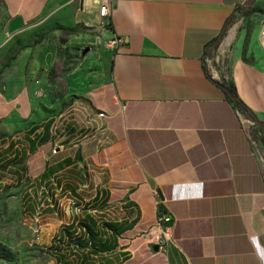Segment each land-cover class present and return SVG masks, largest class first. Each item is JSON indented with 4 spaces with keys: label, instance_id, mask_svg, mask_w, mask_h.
I'll return each mask as SVG.
<instances>
[{
    "label": "crops",
    "instance_id": "0c3cea01",
    "mask_svg": "<svg viewBox=\"0 0 264 264\" xmlns=\"http://www.w3.org/2000/svg\"><path fill=\"white\" fill-rule=\"evenodd\" d=\"M105 2L0 0V18L21 16L40 34L0 67V133H12L13 122L31 126L36 93L54 72L68 80L56 106L70 105L28 132L39 124L50 138L54 176L69 186L86 177L72 191L83 202L79 193L90 188V214L119 226L121 264H264L261 31L228 33L205 59L247 0H109L103 17ZM114 37L125 43L110 58L102 45ZM95 49L96 61L88 56ZM225 56L255 116L208 77L206 64L221 80ZM0 141L1 152L11 139ZM161 214L173 225L158 227Z\"/></svg>",
    "mask_w": 264,
    "mask_h": 264
},
{
    "label": "rangeland",
    "instance_id": "374dc122",
    "mask_svg": "<svg viewBox=\"0 0 264 264\" xmlns=\"http://www.w3.org/2000/svg\"><path fill=\"white\" fill-rule=\"evenodd\" d=\"M3 11L4 9L1 10L2 14ZM10 24L11 17L0 18V67L5 66L24 47L34 45L36 39H40L38 29L32 31L22 27L14 33H9ZM263 26L264 0H257L251 15L243 16L241 12L235 15L225 36L228 33L244 30L249 37L252 31L259 33ZM109 41L107 40L102 47L104 51H109L111 58L114 50L108 47ZM88 56L96 61L97 49L90 52ZM226 57L229 56L220 59ZM67 85L68 80L59 81L54 72H51L42 84L43 90L36 93L31 126L22 122H13L11 123L15 124L13 132L0 133V139L10 138L19 145L17 149L19 152L29 151L26 134L35 125L34 123L49 119L56 120L62 113V109L70 105L71 98L69 101L66 100L62 107L56 106V103L60 101L59 94L67 90ZM45 106L47 110L43 111L42 108ZM66 122L73 124L72 116ZM2 124L6 123L2 122ZM37 126L39 128V124ZM35 132L38 135L32 133L31 140L36 146L34 149L31 147L32 150L29 151L27 159L22 162L16 161L17 159L13 157L12 169L1 168L0 170V264H58L47 251L53 237L60 229L68 226L75 217L90 212V208L82 207L83 204L87 207L90 205V201H87L90 200V188H85L79 193L83 197V202L78 200L71 188L72 186L79 188L78 182L85 183L86 177L82 180L77 179L78 182L74 181L73 185L69 186L65 182L67 179L65 176L51 174L50 164H54L58 153L54 151L55 147L51 143H48L46 147L40 141L41 135L38 129ZM2 142L0 141V145ZM22 163L25 166L28 163L29 170H23ZM44 173L48 175L45 177ZM67 174L69 175V172ZM72 200L76 203L74 204ZM116 210L114 211L117 213ZM118 215L117 213L113 216L117 218Z\"/></svg>",
    "mask_w": 264,
    "mask_h": 264
},
{
    "label": "trees",
    "instance_id": "16d2710c",
    "mask_svg": "<svg viewBox=\"0 0 264 264\" xmlns=\"http://www.w3.org/2000/svg\"><path fill=\"white\" fill-rule=\"evenodd\" d=\"M238 12H241L243 16H249L253 13V7L245 11L243 5L238 9ZM234 17L235 16L230 18L226 23L224 36ZM217 39L208 45L205 59H211L217 56L219 46L210 50ZM65 40L66 38L62 36L61 41L64 42ZM5 66H7V64ZM218 68L220 70L221 80H215L212 77L206 64L208 77L224 90L238 110H246L247 106L239 97L233 80L232 58L226 57L225 59H221ZM232 97H234V99ZM250 111L252 115L255 116L254 112L252 110ZM37 129L39 130L38 126H35L26 134V139L29 141V151L36 146L35 142L31 140V135L32 133L38 135L35 132ZM49 140L50 138L46 136L40 138L43 144L47 143ZM7 142L8 140H5L3 143L5 144ZM18 148L19 145H16V142L10 141L9 144H7V148L0 152V156H2L0 159V170L1 168L12 169L13 157L17 159L16 161L21 160L22 162L27 159V155H29L30 152L27 151L22 153L17 150ZM22 169L26 171L23 163ZM49 171H51V174H54L56 169L51 165ZM44 175L46 177L48 174L44 173ZM86 208L89 209L90 205L89 207L85 206V209ZM110 231L111 234H109ZM120 234L121 230L116 223L105 221L104 224H99V220L90 214V212H87L83 214V216L79 215L75 217L68 226L60 229L53 237L52 243L47 251L56 259L58 264H121L120 256L116 253L119 247Z\"/></svg>",
    "mask_w": 264,
    "mask_h": 264
},
{
    "label": "built area",
    "instance_id": "2783aa9c",
    "mask_svg": "<svg viewBox=\"0 0 264 264\" xmlns=\"http://www.w3.org/2000/svg\"><path fill=\"white\" fill-rule=\"evenodd\" d=\"M100 13H101V15L103 17L109 16V14H110V3H109V0H106V2L101 5ZM261 42H262V44L264 46V26L261 29ZM124 43H125V41H124L123 38L114 37L113 39H111L108 42V47H110V48H112L114 50V49L118 48L119 46L123 45ZM239 112L241 113V111H239ZM100 117H106V114L105 113H101ZM244 129H245V131L247 133L250 132L249 128L245 127ZM90 137H91L90 133H85L83 136L80 137L79 142L82 143V142L90 139ZM54 151L57 152L56 149ZM72 202L74 204L76 203L75 200H72ZM166 223H172V225H173V223H174L173 217L170 216V215H163V214L159 215L158 218H157L158 227H162ZM156 239L158 240V242L160 243L162 248L165 247V242L162 241L161 238L157 237Z\"/></svg>",
    "mask_w": 264,
    "mask_h": 264
},
{
    "label": "water",
    "instance_id": "95a60500",
    "mask_svg": "<svg viewBox=\"0 0 264 264\" xmlns=\"http://www.w3.org/2000/svg\"><path fill=\"white\" fill-rule=\"evenodd\" d=\"M256 1L257 0H247V2L244 4V10L247 11L251 9L256 3ZM23 26H24L23 18L21 16H17L16 18L12 20L10 24L9 33H14L17 30L21 29ZM224 33H225V30H223V32L218 37L216 43L210 48V50H212L214 47L220 46V43L222 42L224 38ZM232 98L234 99V97Z\"/></svg>",
    "mask_w": 264,
    "mask_h": 264
}]
</instances>
